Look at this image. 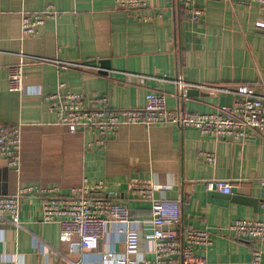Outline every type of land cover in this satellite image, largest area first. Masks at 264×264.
<instances>
[{
  "label": "crops",
  "instance_id": "crops-1",
  "mask_svg": "<svg viewBox=\"0 0 264 264\" xmlns=\"http://www.w3.org/2000/svg\"><path fill=\"white\" fill-rule=\"evenodd\" d=\"M194 4L204 11L196 22L183 0H153L132 11L120 9L117 0H0V125L22 132L19 171L0 153V195L35 186L67 198L102 182L105 192L96 195L125 205L139 233L127 264H147L155 245L153 228L143 221L151 218L152 205L131 184L148 181L167 188L156 198L180 201L179 235L187 228L210 232L213 245L195 251L203 264H252V242L227 227L236 220L264 221V133L242 143L172 123L131 125L104 147L90 148L92 136L69 133L47 100L76 93L88 108L107 98L110 108L125 111L144 108L154 93L165 95L169 110L212 114L231 106L238 88L264 96V9L247 0ZM47 6L59 18L23 37L22 14ZM20 62L26 63L24 91L11 92L9 68ZM203 153L214 154L215 163ZM216 180L230 181L232 194L210 190ZM46 198H25L20 228L0 225V264H105L102 253H127V226L114 223L97 251L71 249L59 224L41 220ZM261 250L264 264V241Z\"/></svg>",
  "mask_w": 264,
  "mask_h": 264
},
{
  "label": "built area",
  "instance_id": "built-area-1",
  "mask_svg": "<svg viewBox=\"0 0 264 264\" xmlns=\"http://www.w3.org/2000/svg\"><path fill=\"white\" fill-rule=\"evenodd\" d=\"M232 1V0H229ZM257 3L264 9V0H247ZM153 0H117L120 9L126 11L148 8ZM195 0H183L191 20L196 22L204 11L195 6ZM59 12L47 6L38 13L22 14V36H32L38 32L48 19H58ZM1 44V40H0ZM34 61H41L40 58ZM25 62L9 68V90L24 91ZM61 87H63L61 85ZM56 109L59 124L69 133L80 131L92 136L90 148L104 147L110 138L120 134L122 126L142 125L148 128L161 124H175L179 128L192 127L203 135H213L220 139L248 143L253 135L264 133V96L255 93L249 87L238 88L234 92L231 106L219 108L212 114H188L180 109L169 110L164 94H149L146 106L140 109L116 111L109 107L107 98L95 101V107L88 108L81 94H55L47 98ZM22 132L20 127L9 128L0 125V153L9 168L19 171L21 165ZM202 158L209 164L216 161V156L203 153ZM132 190L141 200L152 205V216L143 222L153 228L150 237L154 241V260L147 264H203L195 256L198 248L207 250L213 245L208 230L187 228L179 235L176 227L182 221L181 203L169 201L164 197L156 198V191H166L148 181H134ZM233 184L230 181L216 180L209 184V189L224 195H231ZM105 192L102 182L91 188L74 189L71 197H60L58 189H41L35 186L20 189L16 195H0V225L11 224L20 228V213L27 196L46 195L41 211V220L45 223H57L64 240L70 248L97 251L100 240L106 235L109 224L127 226L126 254L116 252L102 253V261L107 264H127L129 256L136 252L139 233L133 225V215L123 204L112 201L109 197L97 196ZM97 194V195H96ZM172 227H175L172 228ZM227 231L235 237L243 238L253 244L252 264H262L261 242L264 241V221L236 220L231 222Z\"/></svg>",
  "mask_w": 264,
  "mask_h": 264
},
{
  "label": "water",
  "instance_id": "water-1",
  "mask_svg": "<svg viewBox=\"0 0 264 264\" xmlns=\"http://www.w3.org/2000/svg\"><path fill=\"white\" fill-rule=\"evenodd\" d=\"M193 92H194V91H188V92L186 93V95H187V96H192Z\"/></svg>",
  "mask_w": 264,
  "mask_h": 264
}]
</instances>
